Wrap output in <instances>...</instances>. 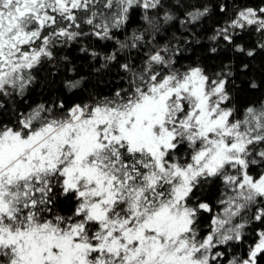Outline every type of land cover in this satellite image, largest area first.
Instances as JSON below:
<instances>
[{
  "label": "snow or ice",
  "instance_id": "snow-or-ice-1",
  "mask_svg": "<svg viewBox=\"0 0 264 264\" xmlns=\"http://www.w3.org/2000/svg\"><path fill=\"white\" fill-rule=\"evenodd\" d=\"M258 55L264 0H0V264H264Z\"/></svg>",
  "mask_w": 264,
  "mask_h": 264
},
{
  "label": "trees",
  "instance_id": "trees-1",
  "mask_svg": "<svg viewBox=\"0 0 264 264\" xmlns=\"http://www.w3.org/2000/svg\"><path fill=\"white\" fill-rule=\"evenodd\" d=\"M213 22H215V21H213ZM208 63L211 64L210 61ZM261 70H264V55H258L256 57V61L254 64V71L258 77L261 75ZM260 95H261L260 92H256V93L248 94L247 96L244 97V99L245 100L256 99Z\"/></svg>",
  "mask_w": 264,
  "mask_h": 264
}]
</instances>
